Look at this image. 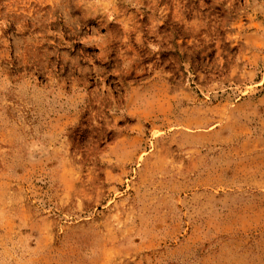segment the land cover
Wrapping results in <instances>:
<instances>
[{
	"label": "rangeland",
	"instance_id": "obj_1",
	"mask_svg": "<svg viewBox=\"0 0 264 264\" xmlns=\"http://www.w3.org/2000/svg\"><path fill=\"white\" fill-rule=\"evenodd\" d=\"M0 264H264V0H0Z\"/></svg>",
	"mask_w": 264,
	"mask_h": 264
}]
</instances>
